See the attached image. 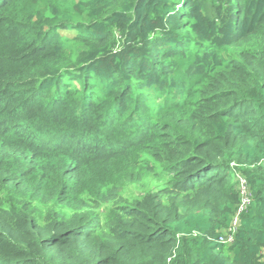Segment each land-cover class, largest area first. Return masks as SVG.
Wrapping results in <instances>:
<instances>
[{
	"label": "trees",
	"instance_id": "16d2710c",
	"mask_svg": "<svg viewBox=\"0 0 264 264\" xmlns=\"http://www.w3.org/2000/svg\"><path fill=\"white\" fill-rule=\"evenodd\" d=\"M0 264H264V0H0Z\"/></svg>",
	"mask_w": 264,
	"mask_h": 264
},
{
	"label": "built area",
	"instance_id": "2783aa9c",
	"mask_svg": "<svg viewBox=\"0 0 264 264\" xmlns=\"http://www.w3.org/2000/svg\"><path fill=\"white\" fill-rule=\"evenodd\" d=\"M239 180V193H240V204L238 205L237 211L232 219L231 225L223 232L220 241L224 245H230L233 239V235L236 232L239 216L246 208L249 203V195L247 192V184L243 177L238 176Z\"/></svg>",
	"mask_w": 264,
	"mask_h": 264
},
{
	"label": "rangeland",
	"instance_id": "374dc122",
	"mask_svg": "<svg viewBox=\"0 0 264 264\" xmlns=\"http://www.w3.org/2000/svg\"><path fill=\"white\" fill-rule=\"evenodd\" d=\"M225 246H228V245H225Z\"/></svg>",
	"mask_w": 264,
	"mask_h": 264
}]
</instances>
